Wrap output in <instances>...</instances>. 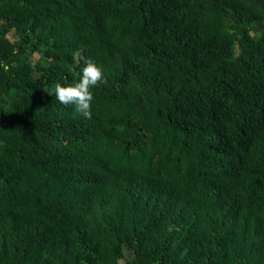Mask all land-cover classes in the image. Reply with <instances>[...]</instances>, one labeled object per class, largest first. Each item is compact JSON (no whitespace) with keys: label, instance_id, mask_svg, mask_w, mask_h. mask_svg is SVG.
<instances>
[{"label":"trees","instance_id":"trees-1","mask_svg":"<svg viewBox=\"0 0 264 264\" xmlns=\"http://www.w3.org/2000/svg\"><path fill=\"white\" fill-rule=\"evenodd\" d=\"M0 61V264H264V0H0Z\"/></svg>","mask_w":264,"mask_h":264},{"label":"clouds","instance_id":"clouds-1","mask_svg":"<svg viewBox=\"0 0 264 264\" xmlns=\"http://www.w3.org/2000/svg\"><path fill=\"white\" fill-rule=\"evenodd\" d=\"M0 68L4 72L10 71V66L0 61ZM104 80L103 68L94 60H86L82 69V75L78 82L67 86L57 82L53 86L55 99L63 105H75L76 111L85 118H91V108L94 95L92 89L97 87ZM83 264V262H82Z\"/></svg>","mask_w":264,"mask_h":264}]
</instances>
